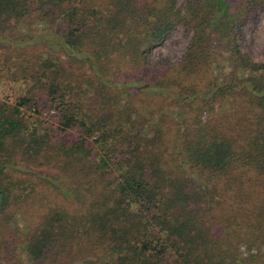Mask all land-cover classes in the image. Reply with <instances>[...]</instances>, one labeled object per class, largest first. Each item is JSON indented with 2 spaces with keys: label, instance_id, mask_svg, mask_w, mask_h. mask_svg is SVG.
<instances>
[{
  "label": "trees",
  "instance_id": "1",
  "mask_svg": "<svg viewBox=\"0 0 264 264\" xmlns=\"http://www.w3.org/2000/svg\"><path fill=\"white\" fill-rule=\"evenodd\" d=\"M260 8L0 0L2 40H22L15 27L57 28L58 61L44 51L21 71L44 89L56 131L79 134L58 142L43 119L29 121L21 109L41 114L32 96L0 102V264L9 249L17 264H264L236 250L242 238L264 244V52L257 62L241 49ZM176 28L190 34L181 60L152 61ZM78 94L107 115L84 112ZM128 114L145 120L132 138L121 136Z\"/></svg>",
  "mask_w": 264,
  "mask_h": 264
},
{
  "label": "rangeland",
  "instance_id": "2",
  "mask_svg": "<svg viewBox=\"0 0 264 264\" xmlns=\"http://www.w3.org/2000/svg\"><path fill=\"white\" fill-rule=\"evenodd\" d=\"M35 28H38L35 30ZM35 30V31H33ZM241 45L242 51L249 54V56L255 61H261L263 58L264 52V8L256 9L255 12L250 15L246 20L241 29ZM11 32H19L23 34L22 40L15 38L12 35L6 37V39H0V102H8L10 99H17L18 97L26 96L33 98L34 101L40 102L39 112L41 114L37 115L33 112L32 108H23L21 109L28 117L29 121L35 120L34 118L43 119L46 122V127L51 126L52 130L55 131V137L58 142L69 143L78 140L79 134L77 131H67L65 133H60L56 131V120L52 115H45V109L48 107V103H46L45 91L43 88H40L39 84H35L32 79H34V74L32 69L29 73L23 76V72L21 71L25 64L30 67L32 64L35 67L37 63H42L39 61V55L42 58H46L43 54L45 53H54L53 59L57 62L58 61V48L56 46V33H59L57 28L52 25L45 26H37L30 29L27 27L23 29H19L17 27L14 28ZM40 38V42H39ZM33 39H36L33 40ZM190 40V34L183 33L181 28H176L172 32H170L165 41L159 44L158 46L154 47L151 51V60H170L173 62H178L181 60L182 55L184 53V49L187 46ZM24 41V44L20 42ZM38 42V43H36ZM43 46V48H39ZM21 50L26 51V55L24 60L21 63H18L15 56L16 53L20 52ZM18 64V66H14V63ZM215 71L218 68L214 69ZM78 91H76L77 93ZM79 95V99L76 101L84 112L90 113L94 117L104 116V111L97 107L94 104V100H86L87 97L83 95ZM7 97V98H5ZM71 97V96H69ZM67 99V97H66ZM72 101H74L72 99ZM150 104H154L156 99L153 97H149ZM75 102V103H76ZM137 104V102H136ZM118 116L119 114L116 113ZM242 113L238 114L237 118H240ZM171 115L170 117H166V121L170 122L175 120L174 116ZM207 114L204 113L202 116V122L206 119ZM134 114H128V119L126 124L122 127L121 136L124 138H132L136 131L140 130V127L145 125L144 118H140L137 121L134 120ZM28 121V122H29ZM150 130L148 127L141 132V136L149 137ZM121 141L122 139L119 138ZM201 206L200 201L194 202V207L199 208ZM30 215L26 216L28 218ZM19 219V218H18ZM17 218H14L15 225L20 229L26 232V227L20 222ZM26 235V234H25ZM9 249V252L2 256V264H17L16 260L23 259L22 253L19 251H12ZM237 252L239 253L240 257L249 259L252 256H260V258L264 259V244H254L252 242L246 241L242 238L239 241V244L236 247ZM18 252V253H17Z\"/></svg>",
  "mask_w": 264,
  "mask_h": 264
}]
</instances>
